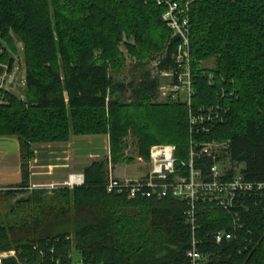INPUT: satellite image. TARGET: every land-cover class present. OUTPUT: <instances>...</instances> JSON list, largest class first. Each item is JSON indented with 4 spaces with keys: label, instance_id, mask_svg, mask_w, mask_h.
Instances as JSON below:
<instances>
[{
    "label": "trees",
    "instance_id": "obj_1",
    "mask_svg": "<svg viewBox=\"0 0 264 264\" xmlns=\"http://www.w3.org/2000/svg\"><path fill=\"white\" fill-rule=\"evenodd\" d=\"M163 12L154 0H0V76L3 64L12 67L16 36L26 86L25 101L0 89V135L17 137L22 175L3 192L29 193L11 209L12 221L0 224V250L14 249L29 262L39 260L40 251L69 261L75 251L92 264L186 263L191 232L184 204L107 192L103 162H92L83 183L72 188L29 189L33 143L108 134L118 162L125 159L123 139L132 133L144 158L155 143L174 144L179 156L187 152V105L153 102L158 79L149 72L135 84L117 82L108 72L132 60L142 66L151 54L163 55L160 69L172 65L178 38ZM189 26L197 73L192 108L213 102L219 89L208 85L204 73L226 77L225 87L235 91L226 121L198 139L228 140L229 157L243 165L245 178L264 182V0H191ZM210 58L215 66L201 67ZM127 89L132 101L118 100L116 92ZM247 203L242 227L221 243L211 232L233 231L228 214L200 211V248L212 254L206 264H264V200Z\"/></svg>",
    "mask_w": 264,
    "mask_h": 264
},
{
    "label": "built area",
    "instance_id": "obj_2",
    "mask_svg": "<svg viewBox=\"0 0 264 264\" xmlns=\"http://www.w3.org/2000/svg\"><path fill=\"white\" fill-rule=\"evenodd\" d=\"M154 1L164 7L162 19L178 38L172 54V65L162 69L165 84L160 86V90L172 101L187 105L189 147L184 155L179 156L174 144L153 145L149 150L148 170L144 175L121 178L110 172L105 188L107 192L126 193L133 199L169 198L183 203L184 219L191 232L185 264H206L212 254L200 248L201 242L197 235L200 230V211L221 209L226 212L233 231H212L211 238L215 243L230 240L242 227L243 215L250 207L247 202L257 206L259 201L264 200V182L245 178L243 165L232 162L229 157L228 140L198 139L202 134L214 133L216 127L226 121L230 111L229 100L234 97L235 91L225 87L228 84L226 77L219 76L216 79L212 72L204 73L208 85L216 83L219 89L214 93L213 102L192 108L197 73L191 68L190 58V1ZM3 83L2 74L0 88ZM82 183L81 173H71L64 181V186L72 188ZM50 251L53 252L52 249ZM39 258L29 262L27 259L22 260L14 249L0 250V264H92L78 256L74 260L73 251L68 254L69 261L60 257H45L43 251H40Z\"/></svg>",
    "mask_w": 264,
    "mask_h": 264
},
{
    "label": "rangeland",
    "instance_id": "obj_3",
    "mask_svg": "<svg viewBox=\"0 0 264 264\" xmlns=\"http://www.w3.org/2000/svg\"><path fill=\"white\" fill-rule=\"evenodd\" d=\"M191 1V0H186ZM14 37L16 45V53L10 51V56L13 59L12 67L9 69L8 65L4 66V83L1 85V90L6 91L18 99L24 100L25 96V64L23 56V46L22 43ZM6 46L5 43H3ZM163 55L151 54L147 57L142 66H137L135 61H127L124 63L118 71L109 69V76H111L115 81L121 83L133 82L134 84L139 82L146 72L150 73L151 77L158 79V87L155 96L153 97V102H172L167 96L162 94L160 86L165 84V78L162 76V69L158 67L159 61L162 59ZM201 67L211 69L215 66L214 58H210L205 61L200 62ZM1 91V92H2ZM0 92V103L5 102L3 94ZM116 98L122 102L132 101V93L130 90L117 91ZM174 102V101H173ZM177 103V102H175ZM3 136V137H1ZM0 135V145L2 148H8L9 153H15L13 151V144L15 143V136H5ZM18 141V139H17ZM69 147H64L63 145H68ZM64 143V144H62ZM44 144H51L49 147ZM156 144H167V143H155L149 147ZM170 144V143H169ZM19 145V144H18ZM47 146V147H46ZM139 142L137 138L129 133L123 139V153L125 156L124 160L113 162L110 151V142L108 134H95V135H71L70 139L65 142H49V143H33L31 145L33 157L29 160V170L31 163L42 169L41 176L37 175L35 179L30 184L31 189H43L48 193L52 192L54 189L64 186V181L68 179L69 174L62 171L60 165H62L66 157L68 156V150L70 149L73 153H80L82 156L78 157L76 163L71 164L72 171H82L83 175L85 168L91 165L94 161H100L105 164L107 176L111 172L112 174H117L127 178H134L137 176L144 175L148 170V158H144L139 154ZM35 162V163H34ZM12 163V161H11ZM13 164V163H12ZM50 165H58L57 168H50ZM12 170V169H10ZM39 171V170H37ZM45 171H50L51 175L43 174ZM31 173V172H30ZM39 173V172H38ZM79 173V172H72ZM39 178V179H38ZM32 185H35L34 187ZM14 187V186H13ZM5 189H0V224L6 225L12 221L14 214L11 211L15 207L16 201L22 198H26L29 193L25 190H19L14 196H7L4 194ZM74 253V260H76L77 255Z\"/></svg>",
    "mask_w": 264,
    "mask_h": 264
},
{
    "label": "crops",
    "instance_id": "obj_4",
    "mask_svg": "<svg viewBox=\"0 0 264 264\" xmlns=\"http://www.w3.org/2000/svg\"><path fill=\"white\" fill-rule=\"evenodd\" d=\"M3 137V136H1ZM5 137V136H4ZM15 143L13 144V151L15 153H9L8 148H2L0 145V188L1 187H13L16 186L17 184H19L22 180V175H21V159H20V149H19V145H18V141L15 138L14 139ZM64 144V143H62ZM68 145H63L64 147H69L70 142L68 143ZM47 145L49 147V145L51 144H44ZM46 146V147H47ZM68 156L66 157L65 162L60 165L62 171L66 172V173H72V172H79L81 173L82 171H72V167L71 164L72 163H76V160L78 159V157H81L82 155L80 153H73L70 149L68 150ZM12 161V163H11ZM35 163V162H34ZM58 165H50V168L54 167L57 168ZM40 169L36 167V165L32 164L30 165V177H29V184L34 183L33 181L35 179H37V175L41 176V172L42 169L45 168H41V166L39 165ZM12 169V170H10ZM39 170V171H37ZM46 170V169H45ZM39 172V173H38ZM43 174H47V175H51L50 171H45ZM118 177L121 178H127V177H123L117 174H114ZM138 177V176H137ZM39 179V178H38Z\"/></svg>",
    "mask_w": 264,
    "mask_h": 264
}]
</instances>
